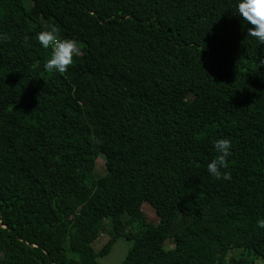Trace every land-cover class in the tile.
Returning <instances> with one entry per match:
<instances>
[{"label": "trees", "instance_id": "16d2710c", "mask_svg": "<svg viewBox=\"0 0 264 264\" xmlns=\"http://www.w3.org/2000/svg\"><path fill=\"white\" fill-rule=\"evenodd\" d=\"M234 9L0 0V264H99L121 237L132 241L121 264H193L204 250L209 264H264V44ZM52 27L78 46L63 73L43 68L50 49L36 40ZM217 138L231 143L229 180L206 171ZM145 202L174 248L149 247ZM107 227L114 236L96 250Z\"/></svg>", "mask_w": 264, "mask_h": 264}, {"label": "clouds", "instance_id": "9594fccd", "mask_svg": "<svg viewBox=\"0 0 264 264\" xmlns=\"http://www.w3.org/2000/svg\"><path fill=\"white\" fill-rule=\"evenodd\" d=\"M234 13L247 25V36L264 44V0H234ZM36 40L45 49H50L43 68L49 72L63 73L72 64L78 46L71 38H60L55 27L42 30L36 34ZM216 156L206 163V171L216 180L231 179L227 171V157L230 155L231 143L227 138H217L213 142ZM257 226L264 228V219L257 221Z\"/></svg>", "mask_w": 264, "mask_h": 264}, {"label": "rangeland", "instance_id": "374dc122", "mask_svg": "<svg viewBox=\"0 0 264 264\" xmlns=\"http://www.w3.org/2000/svg\"><path fill=\"white\" fill-rule=\"evenodd\" d=\"M36 68L35 70H38ZM83 103H86V100H83ZM95 114L98 116L99 120L102 124H104L107 119L110 116V112L105 106L98 105L95 109ZM101 131L100 129H97L93 132V134L90 136L89 140L90 142L95 145L97 137ZM93 177L99 182L103 183L106 182L109 179V173L106 169L105 165V158L101 154H97L96 156V162H95V168ZM61 184L63 187H65L69 191H73L75 189V186L68 182L66 179H61ZM163 203H168V200L165 199ZM141 211L145 214L147 223L151 224L145 238L149 244V247L155 251L158 248H164L166 250L172 249L175 247L173 239L168 235L167 231L162 229L159 226L160 218L157 214V210L151 202H145L143 206L140 208ZM138 210L137 207L131 206L129 208V211L126 215L121 217V220H130L132 215L136 213ZM117 219H113V221H117ZM106 224H111V220H106ZM136 225H132L131 228L135 227ZM137 227V226H136ZM114 236V231L111 227H107L103 233L98 234L97 236L93 237L90 242L94 246L96 250H100L112 237ZM132 246V241L128 240L127 237H121L116 240L111 252L103 257H100L98 259L99 264H121L124 259L127 258V253ZM0 250L1 246H0ZM1 255H4L3 252H1ZM7 260H12L13 256L9 253L5 255ZM191 262L193 264H209L206 260V251H199L196 252L195 255H193V258L191 259Z\"/></svg>", "mask_w": 264, "mask_h": 264}]
</instances>
